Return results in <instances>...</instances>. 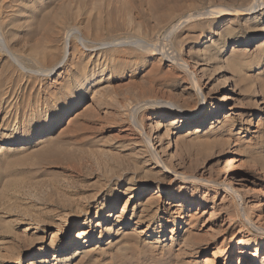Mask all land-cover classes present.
<instances>
[{
	"label": "rangeland",
	"instance_id": "rangeland-1",
	"mask_svg": "<svg viewBox=\"0 0 264 264\" xmlns=\"http://www.w3.org/2000/svg\"><path fill=\"white\" fill-rule=\"evenodd\" d=\"M94 1L0 0V264H28L45 249L39 264H264V205L251 208L229 188L256 181L264 190V37L221 57L220 48L244 37L248 25L209 11L252 0H163L175 7L165 17L153 13L149 0H97L92 9ZM205 45L206 54L198 50ZM90 46L102 49L103 62L84 78L76 63ZM160 47L188 66L163 58ZM195 59L208 63L203 96L193 93L199 82L187 73ZM98 88L103 102L86 107ZM221 104L228 107L220 112L224 119L217 116L223 121L214 116L205 127L163 137L173 144L159 155L176 177L143 172L130 141H143L145 168L155 159L137 126L148 135V122L170 107L209 112ZM47 126L48 138L36 144ZM9 135L27 142L3 145ZM128 185L135 192L148 187L128 202L124 219L136 211L131 225L113 226L92 243L98 248L74 254L84 211L93 226L101 221L97 236L115 219L93 220L96 210H119ZM173 195L188 201L170 206ZM238 239L257 244L239 249Z\"/></svg>",
	"mask_w": 264,
	"mask_h": 264
},
{
	"label": "bare ground",
	"instance_id": "bare-ground-1",
	"mask_svg": "<svg viewBox=\"0 0 264 264\" xmlns=\"http://www.w3.org/2000/svg\"><path fill=\"white\" fill-rule=\"evenodd\" d=\"M100 1V0H99ZM99 1H94V5L93 3L91 5H93L91 8L92 9H96V5L99 6ZM118 1V0H117ZM101 2V1H100ZM149 7L150 9H153V13H156V11L161 12L159 16L165 17V15H167L166 13H170L173 10H175V7H172L170 4H163V0H149ZM202 2V1H201ZM2 3V2H1ZM0 3V4H1ZM245 3V2H244ZM251 4L248 3V5H244V6H239L236 8H217V9H209V11L212 14H215L216 16H228V15H233V16H240L241 18H243V20L245 21V23H247L248 27H247V34L243 37L242 35H238L235 38H233L230 41V46L228 45V43H225L221 48H220V53H222L223 57L226 54H232L234 51L236 52L239 47L244 44V45H248L251 44L252 42L256 41V40H260L264 37V2L263 0H252L250 2ZM147 4V3H146ZM192 4V3H191ZM28 5V4H27ZM101 5V4H100ZM15 6V5H14ZM105 6V5H104ZM148 6V5H147ZM191 6V5H190ZM8 7V6H7ZM72 7V6H71ZM192 7V6H191ZM209 7V6H208ZM212 7V6H211ZM218 7V6H216ZM6 8V7H5ZM58 8V7H57ZM99 8V7H98ZM97 8V9H98ZM188 8V7H186ZM30 9V8H29ZM34 9V8H33ZM51 9V8H50ZM89 9V8H88ZM91 9V10H92ZM106 9V8H105ZM147 9V8H146ZM206 9V7H205ZM54 10V9H53ZM75 10V9H73ZM72 10V11H73ZM179 10V8H178ZM57 11V10H55ZM61 11V10H60ZM77 11V10H75ZM93 11V10H92ZM91 11V12H92ZM207 12V11H206ZM11 13V12H9ZM16 13V12H15ZM51 13V12H50ZM175 13V11L173 12ZM19 14V13H18ZM76 14V12H75ZM78 14V13H77ZM88 14V13H87ZM163 14V15H162ZM17 15V14H16ZM68 15V14H67ZM73 15V14H72ZM71 15V17H72ZM89 15V14H88ZM54 16V15H53ZM66 16V15H65ZM76 16V15H75ZM158 16V17H159ZM198 16V15H197ZM206 16V15H204ZM13 17V16H12ZM52 17V16H51ZM50 17V18H51ZM58 17V16H57ZM69 17V16H68ZM201 17V16H200ZM203 17V16H202ZM3 18V17H2ZM73 18V17H72ZM155 18V16H154ZM184 18V17H183ZM187 18V17H186ZM14 18L11 19V21H13V23H15V21L13 20ZM57 19V18H55ZM69 19V18H68ZM126 19V17H125ZM236 19V18H235ZM6 20V19H5ZM59 20V19H58ZM72 20V19H71ZM18 21V20H17ZM54 21V20H53ZM62 20H60L61 22ZM114 21V20H112ZM126 21V20H125ZM182 21V20H181ZM184 21V20H183ZM182 21V22H183ZM206 21V20H205ZM230 21V20H229ZM234 21L231 19V22ZM1 22V21H0ZM42 22V21H41ZM57 21H55L56 23ZM177 22V21H176ZM180 22V21H179ZM178 22V23H179ZM3 23H4V19H3ZM2 23V24H3ZM11 23V22H10ZM73 23V22H72ZM208 23V21H207ZM64 24V23H63ZM98 24V23H96ZM174 24V23H173ZM180 24V23H179ZM12 25V24H11ZM14 25V24H13ZM46 25V22L45 24ZM56 25V24H55ZM57 25H61L62 23L59 24V21L57 22ZM176 25V24H175ZM178 25V24H177ZM229 23L226 26V28L223 29V33L227 34L229 31V29H227L229 27ZM15 26V25H14ZM44 27V26H43ZM42 27V28H43ZM58 27V26H57ZM63 27V26H62ZM96 27V26H95ZM174 27V26H173ZM172 27V28H173ZM36 28H39L38 26H36ZM97 28V27H96ZM60 29V28H59ZM64 29V28H63ZM54 30V29H53ZM49 31V30H48ZM97 31V30H96ZM36 32V31H35ZM51 32V31H50ZM222 33V34H223ZM219 35V33H218ZM27 36V35H26ZM55 36V35H54ZM3 38V37H2ZM47 38V36L45 37V39ZM54 38V37H53ZM36 40V39H35ZM204 40V39H203ZM207 40H210V37L206 38V41H202L200 44H207ZM47 41V40H44ZM43 41V42H44ZM5 43V42H4ZM9 43V42H8ZM43 44V43H42ZM46 44V42H45ZM206 46V45H205ZM200 47V49L198 48V50L205 52H208L209 47ZM37 47V46H36ZM44 47V46H43ZM91 47V46H90ZM39 49V48H37ZM37 49H35L34 47L31 49L32 51V55L33 57H39L38 59L41 58L40 52L42 53L41 49L38 51ZM43 49V48H42ZM197 49V48H196ZM45 52L46 50L43 49ZM49 50V49H47ZM52 50V49H51ZM87 52L85 53V55L87 56L86 58H82L80 61H77L76 63V69L77 71H80L82 75L85 74L84 78L86 77V74L88 73L87 71H89V74H91L92 69L94 68L95 65H100L103 61H102V49L98 48V47H91L86 49ZM232 50V51H231ZM43 51V52H44ZM157 51L160 55H163V58L167 59L168 61H170L172 64L175 65H179V66H183V67H187L188 65L186 63H183L182 60L181 62L176 59L173 58L169 53L165 51L164 49H162V47L157 48ZM199 51V52H200ZM65 52V51H64ZM50 53V52H49ZM48 53V55H49ZM198 53V52H195ZM202 54V53H201ZM211 55V54H209ZM45 56V54H44ZM205 56V55H204ZM203 56V57H204ZM208 56V55H207ZM214 56V55H213ZM232 56V55H231ZM234 56V55H233ZM211 57V56H210ZM225 57V56H224ZM230 57V56H229ZM217 58V57H216ZM220 58V57H219ZM15 59V58H14ZM31 59V57H30ZM218 59V58H217ZM224 59V58H222ZM47 60V59H46ZM203 60V58H202ZM208 60V59H206ZM210 60V58H209ZM194 68L195 70L193 71H189L187 73H189V75L192 77H190L192 79L191 82H199L198 84H194L193 87V93L195 95L198 96H203L205 89H207V85L209 84V77H205V70L207 68V64L208 63H204V62H198V60H194ZM233 63V62H232ZM20 65V64H19ZM229 66V65H228ZM22 67V66H21ZM20 67V68H21ZM183 67H181L183 69ZM185 69V68H184ZM228 69V68H227ZM232 69V68H231ZM22 70V69H21ZM50 70V69H49ZM183 71V70H182ZM187 71V70H186ZM184 72V71H183ZM208 76V75H207ZM188 77V76H187ZM234 82V81H233ZM237 82V81H236ZM74 84V82L72 83V85ZM104 85V84H103ZM106 86V85H105ZM211 86V85H210ZM248 86V85H247ZM102 88V87H101ZM98 88L95 89L92 94L90 95V101L87 103L86 107L89 108H93L97 105H99L100 103L103 102V93L101 92L104 89L102 88ZM101 89V91H100ZM211 89L209 88L207 90V92H209ZM232 90V89H229ZM249 90V89H248ZM105 93V92H104ZM204 103V100L202 101ZM228 107H225L224 105H216L213 107L212 111L209 112H205L204 110V106H201L198 109H191V108H181L178 106H174V107H170L168 108L166 111L162 112L160 116L155 115L154 120L149 121L148 122V128L150 129V134L148 133L145 134L141 131V129H139V126H137L138 128L135 129L137 130V133L139 136L143 137L144 143L146 142L147 145L149 146V150L151 152L152 157L155 159V163L152 167L149 168H145V165L148 164L149 158H144V152H145V148H144V144L142 140H135L132 139V141H130V146L131 148L134 150V153L136 155V159H140L141 158V166L143 165V172L145 174H150V175H154V176H158L159 174L161 175H166L168 173L173 174V176H177L178 173L173 172L167 164V162H165V159H162L161 156L159 154L161 153H165L166 151H168V148H170V145L173 144V140L171 141L170 139V135L171 134H178L180 131L184 130L187 127H196V128H200V127H205L209 122L212 121V119L215 117H217L218 115L222 116V119L225 118V114L222 115V113H220L221 111H223L224 109H226ZM220 113V114H219ZM220 120L219 117L215 118L216 122H221L223 120ZM136 128V127H135ZM173 129V130H171ZM50 134V126H47V128L44 130V132L41 134L40 138L37 139V141L35 142L36 144H40L42 142H44L47 138L48 135ZM169 135V143L167 145H164L163 142V137L166 135ZM179 135V134H178ZM173 136V135H171ZM177 136V135H176ZM175 136V137H176ZM195 141V140H194ZM23 142H27L26 139H23L22 137H18L16 135H9L8 137H5L3 139H1V143L3 145H16V144H20ZM191 142V141H190ZM50 143V142H48ZM145 143V144H146ZM198 144V143H197ZM48 145V144H47ZM54 145V144H53ZM59 145V144H58ZM46 146V144H45ZM50 146V145H49ZM57 146V145H56ZM68 146V145H67ZM66 146V147H67ZM144 150H143V148ZM39 149L40 147H42L41 145L38 146ZM197 147V146H196ZM0 148H1V144H0ZM45 148V147H43ZM47 148V146H46ZM53 148V147H52ZM56 149V148H55ZM147 151V150H146ZM133 153V155H134ZM147 154V153H146ZM171 154V153H170ZM150 155V156H151ZM165 155V154H163ZM167 155V154H166ZM165 155V156H166ZM172 155V154H171ZM149 156V155H148ZM168 156V155H167ZM170 156V155H169ZM204 157V156H203ZM133 158V159H135ZM170 163V162H168ZM243 167L242 169L244 171H246L248 169V166L246 164V162L243 160ZM142 168V167H141ZM154 168V169H153ZM184 179V178H183ZM188 180V179H187ZM203 180V179H202ZM235 182V181H234ZM212 183V182H211ZM97 186V185H96ZM224 187V186H223ZM230 191L231 193H233V195L235 194V198L237 197L238 201L242 202H247L248 206L253 208V207H258L260 205H264V199H262V194L264 193L263 190V185L257 183L256 181H251V183L246 184L242 187V189L240 191H238L235 186H230ZM148 187L144 186L141 189H139L138 192H135V190H131V186L128 185L125 188L124 191V195L126 197L123 205L121 206V208L119 210H114V208L112 209H108L105 213H102V211H100V209L98 208L95 212V217L93 220H99V218L104 219V222H110L113 218L115 219L114 223H111V226H103L102 229L99 231V234L96 236V227L100 228L101 225V221H97L96 225L93 226L91 224V219L90 217H88V212L89 210H85L84 214H85V221L82 225V227L80 229H78L74 235L76 241H74L75 245H76V249H75V253H82V252H88L89 250H94L96 248L99 247V245L97 244L98 242L100 243V240L102 238V232H107L110 233L111 230L113 229V226L118 225L120 223L126 225L129 224L131 225L133 219L136 217V211H134L135 206L132 207L131 213L128 217V219H124L125 218V212L128 206V202H130L133 199L134 195H137L139 193H143V192H147ZM19 191V190H18ZM155 193H162V189H160L159 186H156V190L154 191ZM87 193V192H86ZM89 198V197H88ZM117 198V197H116ZM115 198V200H116ZM153 199V198H152ZM155 199V197H154ZM187 202V198L184 195H173L170 196L169 199L166 201L167 204H169L170 206H175L177 205V203H181V202ZM114 204V203H113ZM189 205H191L192 207H196V208H203L206 206V204L204 202H194V201H189ZM168 207V206H167ZM172 211V210H171ZM174 212V211H173ZM172 212V213H173ZM181 217V215H178ZM32 227L27 226L26 228H24L25 231L31 229ZM56 229H58V227H56ZM140 230V229H139ZM148 230H140V231H136L138 234L141 233H145ZM57 230L54 232L56 233ZM149 232V231H148ZM53 233V234H54ZM66 236V235H65ZM97 243L95 245H92L93 242ZM260 243L264 244V238L261 239ZM254 244H257L255 241L254 242H246L242 239H238L236 241V247H238L239 249L241 248H245V249H250L253 247ZM62 246V245H61ZM93 246V247H92ZM88 248V249H87ZM60 249V245H58L54 250L56 253L59 252ZM251 252V251H249ZM250 254V253H249ZM46 255V249L42 250L40 252L39 258L37 259H32L30 261V263L28 264H39L40 261H42L43 259H45L43 256ZM212 256H215V254L212 252ZM253 256V255H252ZM43 257V259H42ZM259 261V263H264L263 262V258ZM244 262L243 259H240V263ZM17 264H20L19 261H16Z\"/></svg>",
	"mask_w": 264,
	"mask_h": 264
}]
</instances>
